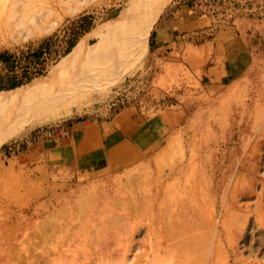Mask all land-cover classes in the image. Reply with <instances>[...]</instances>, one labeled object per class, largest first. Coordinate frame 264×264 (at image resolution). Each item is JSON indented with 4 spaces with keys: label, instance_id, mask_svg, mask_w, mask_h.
<instances>
[{
    "label": "rangeland",
    "instance_id": "rangeland-1",
    "mask_svg": "<svg viewBox=\"0 0 264 264\" xmlns=\"http://www.w3.org/2000/svg\"><path fill=\"white\" fill-rule=\"evenodd\" d=\"M3 11L34 14L40 31L0 46L31 73L13 89L29 96L0 105V264H264V0H0ZM187 15L206 23L188 30ZM162 29L179 36L159 52ZM62 95L82 108L42 107ZM128 109L165 130L144 161L80 171L54 149L77 122Z\"/></svg>",
    "mask_w": 264,
    "mask_h": 264
},
{
    "label": "crops",
    "instance_id": "crops-1",
    "mask_svg": "<svg viewBox=\"0 0 264 264\" xmlns=\"http://www.w3.org/2000/svg\"><path fill=\"white\" fill-rule=\"evenodd\" d=\"M184 18L188 30L206 23V19L199 15ZM178 36L162 29L155 35L156 50L163 52L177 43ZM158 119H145L137 111L128 109L110 121H80L54 149L80 171L103 167L121 170L155 155L163 147L165 130Z\"/></svg>",
    "mask_w": 264,
    "mask_h": 264
},
{
    "label": "bare ground",
    "instance_id": "bare-ground-1",
    "mask_svg": "<svg viewBox=\"0 0 264 264\" xmlns=\"http://www.w3.org/2000/svg\"><path fill=\"white\" fill-rule=\"evenodd\" d=\"M6 12L3 11L0 15L2 16L0 19V46L3 44L11 43L13 41L18 40L21 36H27V35H33L37 34L40 31V24L36 21V16L34 14H26L22 15L21 18H15V17H6ZM150 29H149V21H145L142 29L140 31V42L142 43L143 47L142 49L144 52L149 51V46L147 42V38L149 35ZM133 41L132 44L127 43L122 49L121 56L124 60L130 62L133 59H140L141 56V48L139 47V44H136ZM143 52V53H144ZM80 80V79H79ZM84 87V86H83ZM87 87V85L85 86ZM31 90V89H30ZM30 90L28 89H17L13 91L8 92H0V105H6L14 102H18L20 100L26 99L29 94ZM88 88H82L79 91L77 90L76 95L79 97L87 95ZM75 94V93H74ZM75 95V96H76ZM61 97V96H60ZM74 98V95H62L60 98V101L55 104V98L49 100L44 109L46 110H54V109H60L61 111H64L61 116H68L74 112V109L76 111H79L82 107H71V98ZM78 102H76L77 104ZM70 104V107H69ZM68 105V106H67ZM84 105V104H83ZM65 106L69 108H65ZM74 106V104H73ZM64 109V110H62ZM58 112V111H55ZM49 113V112H48ZM74 114V113H73Z\"/></svg>",
    "mask_w": 264,
    "mask_h": 264
},
{
    "label": "trees",
    "instance_id": "trees-1",
    "mask_svg": "<svg viewBox=\"0 0 264 264\" xmlns=\"http://www.w3.org/2000/svg\"><path fill=\"white\" fill-rule=\"evenodd\" d=\"M80 25L73 31V35L69 39L67 43V50L65 54H69L74 47L77 45V40L83 33L87 32L92 24L91 16H84L79 20ZM48 41L44 42L38 50H36L32 56L34 57V63L36 65L41 64L42 59L45 54H49L50 49L48 46ZM23 53V52H22ZM18 56L16 53L11 51L0 52V65H4L7 74L4 77L0 78V91L2 90H13L22 85H24L27 81L31 79V73L29 67H26L21 73V75L16 74V61Z\"/></svg>",
    "mask_w": 264,
    "mask_h": 264
}]
</instances>
